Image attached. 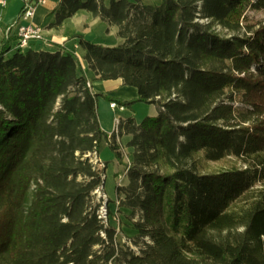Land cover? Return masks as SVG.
Instances as JSON below:
<instances>
[{
  "label": "trees",
  "instance_id": "obj_1",
  "mask_svg": "<svg viewBox=\"0 0 264 264\" xmlns=\"http://www.w3.org/2000/svg\"><path fill=\"white\" fill-rule=\"evenodd\" d=\"M249 10L264 0H62L51 27L86 11L118 28L116 46L74 35L84 63L4 38L0 264H264V21ZM112 80L138 98L92 92L89 82ZM100 97L159 113L108 135ZM125 135L132 160L116 194L132 242L110 225V201L100 218L108 164L93 163L106 139L124 164ZM227 159L237 166L207 171Z\"/></svg>",
  "mask_w": 264,
  "mask_h": 264
},
{
  "label": "rangeland",
  "instance_id": "obj_2",
  "mask_svg": "<svg viewBox=\"0 0 264 264\" xmlns=\"http://www.w3.org/2000/svg\"><path fill=\"white\" fill-rule=\"evenodd\" d=\"M18 1L8 0L7 9L10 10V8L13 7L14 4H17L18 6L20 4ZM145 3L147 4L148 2ZM0 11H1V6H0ZM247 15L252 21H264V11L249 10L247 11ZM65 34H67L69 38L67 41H65V43L68 41L69 43L66 46L62 44H58V45L66 47L69 51L74 52L80 58L82 63H84L82 59L83 52L79 47H76L77 42L73 38L74 35H82L86 37L89 41L105 46L106 45L116 46L122 42L118 36L117 27H110L107 24L101 22L99 19L95 23H90L87 21L86 16H83V14H81V16L77 20L70 21L66 24ZM9 37L10 38L14 37L17 38L18 40L17 29L15 27L12 28L10 31L7 29V34L5 35V38H9ZM44 37L45 36L43 35V38ZM16 43L17 41L15 42V46ZM48 44L51 45L49 47L57 45L54 44L53 42L51 43L49 42ZM84 68L87 71L85 64H84ZM87 73H88L87 74L88 78L92 80L94 78V74L89 70ZM95 90L102 93L104 87H96ZM135 99H129V100L124 99V101H132ZM98 113H99L100 124L103 131L108 135H111L115 132L116 128L119 126L116 119H118L120 123L128 119H134L135 122L138 125H140L147 118L156 117L159 112L157 106L153 104H146L141 102L135 103L131 109H125L124 111H121L119 108L112 109L110 107V102L106 98L100 97ZM130 140H131L130 135L117 137V144L120 146V151L123 156L124 164H121L119 161H117L115 154L110 149L106 139H104L100 145L99 154L93 156V163L98 166L99 171L105 168V164H108V168L106 171L105 191L101 192V194L99 193L98 195L99 196L98 198L104 200L102 209L106 212L107 221H108L107 204L108 201H110L111 202L110 204L111 217L109 218L110 225L119 229L120 240L124 238V241L126 239H130V241L132 242V239L136 237V232L132 228L131 214L129 211H126L124 209L121 211L119 210L120 208L118 205L117 194H116V189L118 185H126L128 183L126 176L127 174L126 164H129L131 162L132 153H133V150L127 146ZM233 166H237V161L234 159H227L221 162L207 163L206 169L208 172L216 173L230 169ZM138 217L139 216H136V219H138Z\"/></svg>",
  "mask_w": 264,
  "mask_h": 264
},
{
  "label": "crops",
  "instance_id": "obj_3",
  "mask_svg": "<svg viewBox=\"0 0 264 264\" xmlns=\"http://www.w3.org/2000/svg\"><path fill=\"white\" fill-rule=\"evenodd\" d=\"M5 1L7 2V6L5 8L0 5V47L5 38V35L7 34V29L9 30L11 25L17 21L20 15L21 8L23 6V1L17 0L20 4L18 6L17 4H14L13 7L8 10V0ZM61 1L62 0H44V3L39 4L36 7L35 16L32 19V24L43 28V35L45 36L43 39L45 41L43 40L31 43V49L52 50L54 46L49 47L51 46L50 44H48L49 42L66 46L69 43V41L65 43V41L69 39L68 35L65 34L66 24L70 21L77 20L81 16V14H83V16H86L87 21L90 23H95L96 21H98V19H95L90 13L86 11H80L73 18L66 20L62 27H51V25H53L56 21L54 10L57 8ZM87 72L88 70L86 71V74H88ZM89 83L93 93H100L99 91L95 90L96 87H104L102 93H105L112 98L129 100L138 97V91L136 90V88L123 86L122 80L96 81Z\"/></svg>",
  "mask_w": 264,
  "mask_h": 264
},
{
  "label": "built area",
  "instance_id": "obj_4",
  "mask_svg": "<svg viewBox=\"0 0 264 264\" xmlns=\"http://www.w3.org/2000/svg\"><path fill=\"white\" fill-rule=\"evenodd\" d=\"M22 1L24 3L25 10L23 13H21L17 21L11 25L9 31L14 27L17 29L18 40L16 43V48L25 51L27 49H30L31 43L43 40V28L32 24V19L35 16L36 7L39 4L44 3V0H39L37 5L28 4L26 0ZM0 5L5 8L7 6V2L5 0H0ZM110 107L112 109L119 108L121 111L125 110L124 107H120L116 103H111ZM116 121L119 125V120L116 119ZM117 129L118 127L115 131H117ZM100 214V218H103L107 223L108 221L106 218V212L102 209Z\"/></svg>",
  "mask_w": 264,
  "mask_h": 264
}]
</instances>
